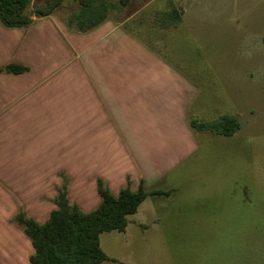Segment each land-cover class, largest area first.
I'll use <instances>...</instances> for the list:
<instances>
[{"label":"crops","instance_id":"1","mask_svg":"<svg viewBox=\"0 0 264 264\" xmlns=\"http://www.w3.org/2000/svg\"><path fill=\"white\" fill-rule=\"evenodd\" d=\"M102 1L112 5L106 20L83 34L71 22L74 0L26 28L0 22V67L28 69L0 73V264H30L31 241L13 219L22 211L44 224L63 184L84 213L100 204L98 179L114 196L127 179L133 192L143 181L147 192L167 193L147 196L121 233L147 231L183 203L162 183L199 150L189 126L197 90L126 27L132 16L112 17L128 2L116 10Z\"/></svg>","mask_w":264,"mask_h":264},{"label":"rangeland","instance_id":"2","mask_svg":"<svg viewBox=\"0 0 264 264\" xmlns=\"http://www.w3.org/2000/svg\"><path fill=\"white\" fill-rule=\"evenodd\" d=\"M171 1L184 22L162 29L157 14ZM121 9L112 17L132 16L126 27L194 84L191 118L234 116L239 128L195 131L199 150L162 183L183 203L142 233L101 234L110 260L99 264H264V0H128Z\"/></svg>","mask_w":264,"mask_h":264},{"label":"trees","instance_id":"3","mask_svg":"<svg viewBox=\"0 0 264 264\" xmlns=\"http://www.w3.org/2000/svg\"><path fill=\"white\" fill-rule=\"evenodd\" d=\"M64 0H0V22L7 28H26L33 19L51 15ZM79 12L71 16V22L79 33L96 28L107 18L112 5L102 0H74ZM125 4L128 0H119ZM181 21V11L172 3L170 9L162 13L158 23L163 26L176 25ZM28 69L21 65L7 64L0 67V73L20 74ZM194 131L208 132L212 135L232 136L239 128L234 116H221L211 122L189 121ZM100 204L91 212H82L77 205L69 204L66 185L57 190L53 200L56 209L48 220L37 224L22 211L13 221L20 226L31 241L33 254L30 264H99L110 259L102 251L99 237L107 232H123L127 217L134 214L139 205L149 195L167 194L161 191L147 192L140 181L135 192L130 190V182L116 196L112 195L101 180H97Z\"/></svg>","mask_w":264,"mask_h":264}]
</instances>
